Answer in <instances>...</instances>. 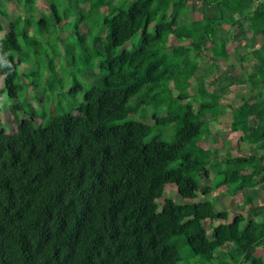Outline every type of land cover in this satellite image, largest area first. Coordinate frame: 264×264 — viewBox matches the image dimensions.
<instances>
[{"label":"trees","instance_id":"trees-1","mask_svg":"<svg viewBox=\"0 0 264 264\" xmlns=\"http://www.w3.org/2000/svg\"><path fill=\"white\" fill-rule=\"evenodd\" d=\"M53 1L50 17L37 21L43 37L52 15L62 22ZM4 3L24 14L11 20ZM90 8L106 11L98 51L82 58L85 67L98 60L100 69L84 101L63 111V98L75 99L82 85L57 88L52 66L54 78L42 81L46 98L34 96L50 119L31 107V118L8 134L0 109V264H181L182 243L201 264H264L255 256L264 249V204L255 205L264 192V0H95ZM38 9L37 0H0L2 95L13 102H28V86L40 87L34 71L33 82L23 81L19 60L28 56L24 46L38 53L29 30ZM197 11L202 19L194 23L189 12ZM86 18L72 25L79 44L89 35L79 31ZM244 30L249 43H262L241 55L232 44L242 43L234 35ZM171 37L187 43L167 53ZM202 55L209 67L197 60ZM233 58L240 74L235 64L223 70ZM237 85L246 92L229 106L230 129L252 154L222 156L199 143L213 134L209 117L217 122L227 110L223 92ZM146 108L153 124L127 121ZM172 125V141L153 136ZM168 184L182 201L160 206ZM222 188L225 196L242 194L246 207L231 222L218 205Z\"/></svg>","mask_w":264,"mask_h":264},{"label":"rangeland","instance_id":"rangeland-1","mask_svg":"<svg viewBox=\"0 0 264 264\" xmlns=\"http://www.w3.org/2000/svg\"><path fill=\"white\" fill-rule=\"evenodd\" d=\"M95 0H92L90 3H82L79 7H76L74 3H71L69 0H54V4L58 6L60 11V16L62 18L61 25L59 26L52 15V20L49 22V35L43 37L38 32V20H40L41 15L49 16L51 15L49 9L48 0H37L38 10L40 11V15H36V17L32 20V26L29 28L31 36H35L37 41L39 42L38 53L35 50L31 49L28 46H24V51L28 56L20 58V68L21 75L23 81L27 83L28 81L33 82V78L30 77V73L32 71L38 75V79H36V83L39 89L36 91L35 86H28L26 89V95L28 98V102L25 100H20L18 102H13L7 99V95H2V90L4 89V78L0 76V109H1V118L4 125V128L8 134H13L17 130V124L20 120L24 118H31V115H28V112H31V107L35 108V112L41 116H46L47 119H50L53 114L47 113L44 111L42 107V102L37 101L34 96L39 95L40 98H46V94H44V84L42 81H47L48 79H53L54 76L51 73L47 72L49 67L56 66L57 80L55 86L57 88H63L64 91H70L72 88H78V84L82 85V88H78V93L75 96V99L64 97L62 106L63 111H70L72 104H79L84 101L85 92L88 91L92 86L95 85V82L100 76V69L97 68L98 60L94 63V65H90L85 67L83 65V56L85 54L94 56V54L98 51L96 39L101 34V26H102V17L106 11V8L96 9L91 11V5ZM191 7V5H190ZM4 10L10 15L11 20H14L15 17L20 16L23 13V9L21 7L16 6L15 4L4 3ZM67 16V20H63V18ZM87 16L85 23H82L79 26V31L82 36H85L89 31V35L86 36L85 43L79 44L76 41V33L73 28L76 25V22L81 19V17ZM202 19L201 13L199 11L189 12V20L195 22H200ZM6 19L4 17H0V37H3L6 33L3 25H5ZM73 25V26H72ZM228 28V26H226ZM246 30L243 32L235 33L240 42H236L232 44L233 49L239 52L241 55L246 54L249 51V47L251 46H259L262 43V39H254L253 45L248 42L250 39L249 33L245 34ZM239 34V35H238ZM51 36V37H50ZM78 37V35H77ZM101 39L104 40L105 36H101ZM248 42V43H247ZM186 44L185 41H179L175 37H171L167 53L170 52L171 48L176 45ZM132 45L129 44L127 48H130ZM238 49V50H237ZM197 57V56H196ZM198 61H201L202 67H209L210 61L205 56H199L197 58ZM240 59H231L229 63L225 64L223 70L229 68H235L233 64L236 65L235 74H240L241 68L238 66ZM232 63V64H231ZM254 62L251 63V66ZM212 65L210 66V68ZM253 67V66H252ZM255 67V66H254ZM25 74L28 76L25 77ZM46 75V76H45ZM42 79V80H41ZM212 78L208 80L211 82ZM22 86V82L20 83ZM246 92L245 86H232L223 92L225 96L224 105L227 106V110L224 115L220 116L217 122H214L209 117L210 129L213 134L208 138H203L200 141V145H202L205 149H219L222 152V156H225L227 153H230L233 156H245L251 155L249 146L247 144L240 143V134L234 132L230 129V124L233 121L232 112L229 108L235 107L239 105L242 100L243 93ZM56 95V94H55ZM2 97V98H1ZM34 97V98H33ZM56 98L52 96L51 101L48 103V111L53 112L56 106ZM44 100V99H43ZM19 104L18 110L12 109L15 104ZM232 105V106H231ZM22 106V107H21ZM16 112V113H15ZM34 112V113H35ZM62 111L59 110L58 114ZM147 113V114H146ZM152 108H146L138 113H131L127 121L130 120H138L147 122L149 124H153V121L150 119L153 116ZM43 119H37L36 123L41 124ZM253 123H255V119H253ZM176 126L172 125L167 128H160L156 130L153 136L160 135L167 141H172L175 138ZM249 192L248 190L246 193ZM260 193V194H259ZM256 193L258 200L255 201V205L264 204V199L262 196L264 195L263 191ZM173 200L176 203H180L182 200L178 194L177 187L174 184H168L165 188L164 198L159 201V205L163 206L165 203ZM224 201V200H223ZM219 206H223L225 209L229 210L230 213V222L233 220L235 214H238V210H241L239 206L243 205V196L242 194L238 196V198L232 200L227 199L222 203H218ZM218 207V206H217ZM246 207L243 205L242 210L245 213ZM209 229V226H208ZM182 254L183 261L181 264H201L197 259H195L191 253V250L187 244L182 243ZM255 256L258 259L264 258V249H258L256 251ZM204 264V263H202ZM206 264V263H205ZM256 264V263H255Z\"/></svg>","mask_w":264,"mask_h":264},{"label":"crops","instance_id":"crops-1","mask_svg":"<svg viewBox=\"0 0 264 264\" xmlns=\"http://www.w3.org/2000/svg\"><path fill=\"white\" fill-rule=\"evenodd\" d=\"M220 191V195H219V192L218 193H215V195H219V196H222V199H221V202H224L225 200H227V199H232V200H234V199H236V198H238V196L237 197H230V196H225V193H226V191H225V188H222L221 190H219ZM260 194V193H259ZM256 197H258V196H256ZM259 198V197H258ZM258 198H256V201L258 200ZM264 198V195L262 196V198H260V199H263ZM224 200V201H223ZM228 210V209H227Z\"/></svg>","mask_w":264,"mask_h":264}]
</instances>
